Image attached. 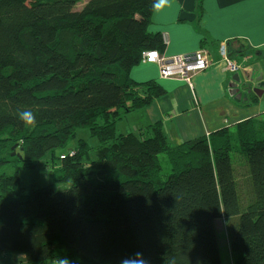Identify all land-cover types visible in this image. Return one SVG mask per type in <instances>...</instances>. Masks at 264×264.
I'll list each match as a JSON object with an SVG mask.
<instances>
[{"label": "trees", "instance_id": "trees-1", "mask_svg": "<svg viewBox=\"0 0 264 264\" xmlns=\"http://www.w3.org/2000/svg\"><path fill=\"white\" fill-rule=\"evenodd\" d=\"M80 2L0 0V256L120 264L139 252L149 264H223L224 218L235 264H264V114L178 146L162 123L119 134L128 113L165 94L131 78L144 52L165 49L148 30L155 0ZM24 109L33 124L19 119ZM80 129L99 141L96 158L85 139L57 158ZM50 152L55 184L23 195L19 173Z\"/></svg>", "mask_w": 264, "mask_h": 264}, {"label": "crops", "instance_id": "crops-1", "mask_svg": "<svg viewBox=\"0 0 264 264\" xmlns=\"http://www.w3.org/2000/svg\"><path fill=\"white\" fill-rule=\"evenodd\" d=\"M148 30L162 34L163 55L206 49L212 65L195 75L192 85L161 78L157 64L141 62L135 66L131 70L135 82L155 81L165 94L149 106L128 113L123 118L124 133L120 134H138L162 123L170 143L178 146L222 128L235 130L237 124L264 114V0H204L200 8L197 0H166L162 9H154ZM205 39L208 43H203ZM236 41L252 52L242 64L236 51L232 59L243 69L232 74L225 69L217 47L231 43L235 48ZM251 93L258 96L254 105L248 102ZM0 264L29 263L23 255L6 253L0 256Z\"/></svg>", "mask_w": 264, "mask_h": 264}, {"label": "rangeland", "instance_id": "rangeland-1", "mask_svg": "<svg viewBox=\"0 0 264 264\" xmlns=\"http://www.w3.org/2000/svg\"><path fill=\"white\" fill-rule=\"evenodd\" d=\"M87 1L88 0H81L80 4H78L77 6V9L81 8ZM234 47L240 53L237 55L238 61L243 64L242 62L243 58L249 56L252 51L241 43H236ZM240 66H241V70H239L238 73L242 71L243 69V66L241 64ZM262 72L264 75V68ZM244 90L247 91L248 89L244 88ZM123 121L124 119L118 122V125H117L119 134L124 133L122 129H124L123 126H126V123H124ZM209 135L210 134H208V136L206 137H209ZM78 139H85L89 142L90 146L93 148L90 153V158L94 160L96 158L95 149L97 145L99 144V141L96 138L91 137L88 129H80L77 132L76 138L72 140L66 147L55 150V156L59 158L60 156H63L64 154H68L72 149H74L77 146ZM9 155L10 154H7V156ZM16 155L17 154L12 153V156H16ZM162 160H163L164 172L169 173V166L167 165L165 158L162 157ZM240 162L244 163V160L242 159L241 161H239V159L235 160V164H236V167L238 168V172L241 173L239 175V180H242L243 178L246 177V174H245L246 169L244 168V165L241 164ZM59 166H60V161L58 160L55 162L53 161V164H52V153L51 152L46 154L39 161L38 166L35 169H32V170L22 169V171L19 173L21 177V184L17 190L21 192L23 195H27L30 192V189L34 186L43 188V187H47V186L55 184L53 180V176H52L53 175L52 171ZM15 173H16L15 170L11 166L6 167L3 170V175H7L8 177L13 176ZM244 174L245 176H243ZM68 187H70L69 184L56 185L57 190H61V189L68 188ZM244 190L248 191L247 185L244 187ZM215 227L217 230L218 244H219V250H220L222 263L223 264H235L234 255L231 249V237L228 233L225 219L224 218L217 219L215 221Z\"/></svg>", "mask_w": 264, "mask_h": 264}, {"label": "built area", "instance_id": "built-area-1", "mask_svg": "<svg viewBox=\"0 0 264 264\" xmlns=\"http://www.w3.org/2000/svg\"><path fill=\"white\" fill-rule=\"evenodd\" d=\"M218 52L220 59L225 63L227 72L237 74L241 70L240 64L229 56L226 44H221ZM142 62L157 64L163 79L180 80L189 85H192L195 75L206 71L212 65L210 53L206 49L171 57L156 50L147 51L143 53Z\"/></svg>", "mask_w": 264, "mask_h": 264}, {"label": "clouds", "instance_id": "clouds-1", "mask_svg": "<svg viewBox=\"0 0 264 264\" xmlns=\"http://www.w3.org/2000/svg\"><path fill=\"white\" fill-rule=\"evenodd\" d=\"M166 4V0H155L154 9L159 11ZM19 119L26 125H31L35 122V115L30 109H24L18 113ZM61 264H67V261H61ZM120 264H149V262L143 257V255L137 252L134 257L124 258L120 261Z\"/></svg>", "mask_w": 264, "mask_h": 264}]
</instances>
